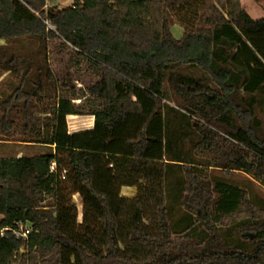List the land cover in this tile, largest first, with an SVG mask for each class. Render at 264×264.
I'll return each instance as SVG.
<instances>
[{
	"label": "trees",
	"instance_id": "trees-1",
	"mask_svg": "<svg viewBox=\"0 0 264 264\" xmlns=\"http://www.w3.org/2000/svg\"><path fill=\"white\" fill-rule=\"evenodd\" d=\"M45 5L0 0V41L44 51L56 41L96 79L39 120L28 111L44 89L32 58L0 60L18 81L0 103L2 129L22 103L23 128L48 149L0 158V229L31 227L26 240L0 237V264H264V204L225 179L240 172L264 188V18L240 0ZM72 81L66 72L61 86L73 91ZM70 115L93 116L92 128L68 134Z\"/></svg>",
	"mask_w": 264,
	"mask_h": 264
},
{
	"label": "rangeland",
	"instance_id": "rangeland-1",
	"mask_svg": "<svg viewBox=\"0 0 264 264\" xmlns=\"http://www.w3.org/2000/svg\"><path fill=\"white\" fill-rule=\"evenodd\" d=\"M45 1L48 8H65L72 5L74 2V0ZM240 4L251 19L256 20L264 18V0H240ZM170 32L176 39H179L182 36V30L177 25H173L170 28ZM69 54V51L61 49L59 43L56 41L50 43L45 51L37 41L29 38H22L8 42L0 41V60L8 58L10 55H28L33 60L34 67L31 71V79L33 81L40 79L43 83L44 89L42 98L32 99L28 111L39 120L48 117V115L52 113L58 98L68 96L80 98L85 87L93 83L96 79L95 76L87 70V62L84 59L78 58L74 55L70 56ZM66 72H69L73 80V91L64 89L61 86ZM48 73L51 74V78H48ZM17 85V79L8 75L0 67V103L11 94ZM166 98L168 99L167 103L172 106H175V104L178 103V100L172 97L169 91H167ZM79 100H76L75 103H78ZM88 105L89 102L85 104L86 109ZM21 107L22 103L15 104L7 113L6 122L11 124L10 130H3L0 124V158L18 157L20 155L33 156L39 153L48 152V149L38 147L36 143H32V141L36 140L37 134L33 131L34 127H31L30 130L23 128L24 115ZM66 120V126L68 129L77 127L86 128L89 124L87 119L74 122L73 120H75V118L72 119L71 117H67ZM75 124L76 127H73ZM39 134L43 136L50 134V129L41 128ZM184 147L187 148L186 145ZM212 174L214 176H220L217 171H212ZM225 179L246 188L250 193L251 199L264 204V188L250 175L233 172L230 173L228 177L226 176ZM122 195L130 196L131 194L123 191ZM72 200L76 204L77 210L80 213L81 206L79 198L74 195ZM167 204L170 209L174 208V213L176 211V213L179 212L182 214L183 210L179 206L177 207V205H174L168 200ZM177 219L178 216H175V220ZM223 236L226 240L232 239L237 241L236 235L232 229L224 232Z\"/></svg>",
	"mask_w": 264,
	"mask_h": 264
},
{
	"label": "built area",
	"instance_id": "built-area-1",
	"mask_svg": "<svg viewBox=\"0 0 264 264\" xmlns=\"http://www.w3.org/2000/svg\"><path fill=\"white\" fill-rule=\"evenodd\" d=\"M54 167H55V163L51 162L50 172L54 171ZM30 231H31V227L28 222L19 221V222H15L11 227L0 229V237H7L8 235H10L15 238L26 240Z\"/></svg>",
	"mask_w": 264,
	"mask_h": 264
},
{
	"label": "crops",
	"instance_id": "crops-1",
	"mask_svg": "<svg viewBox=\"0 0 264 264\" xmlns=\"http://www.w3.org/2000/svg\"><path fill=\"white\" fill-rule=\"evenodd\" d=\"M182 30V29H181ZM172 106V105H171ZM67 117H71L72 119H74L75 118V120H73L74 122H76V121H81V120H85V119H87L88 120V126L86 127V128H72V129H68V127H67V133L68 134H72V133H76V132H81V131H86V130H90L91 128H92V126H93V116H91V115H82V116H77V115H70V116H67ZM67 117H66V119H67ZM67 121V120H66ZM66 125H67V123H66ZM73 127H76V124L73 126ZM38 147H43V146H41V145H38V144H36ZM43 148H45V147H43ZM123 191H126V192H128L129 194H131L130 196H125V197H132L133 195H134V193H135V187H121L120 188V195L121 196H124V195H122V192Z\"/></svg>",
	"mask_w": 264,
	"mask_h": 264
}]
</instances>
